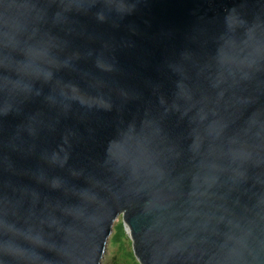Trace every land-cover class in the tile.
<instances>
[{
  "label": "water",
  "instance_id": "95a60500",
  "mask_svg": "<svg viewBox=\"0 0 264 264\" xmlns=\"http://www.w3.org/2000/svg\"><path fill=\"white\" fill-rule=\"evenodd\" d=\"M264 264V0H0V264Z\"/></svg>",
  "mask_w": 264,
  "mask_h": 264
},
{
  "label": "rangeland",
  "instance_id": "374dc122",
  "mask_svg": "<svg viewBox=\"0 0 264 264\" xmlns=\"http://www.w3.org/2000/svg\"><path fill=\"white\" fill-rule=\"evenodd\" d=\"M101 264H140L133 253L130 233L121 216L113 225Z\"/></svg>",
  "mask_w": 264,
  "mask_h": 264
}]
</instances>
